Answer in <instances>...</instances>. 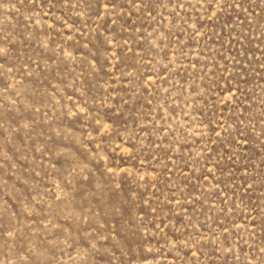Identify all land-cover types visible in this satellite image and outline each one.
I'll list each match as a JSON object with an SVG mask.
<instances>
[{
    "label": "rangeland",
    "instance_id": "1",
    "mask_svg": "<svg viewBox=\"0 0 264 264\" xmlns=\"http://www.w3.org/2000/svg\"><path fill=\"white\" fill-rule=\"evenodd\" d=\"M0 264H264V0H0Z\"/></svg>",
    "mask_w": 264,
    "mask_h": 264
}]
</instances>
